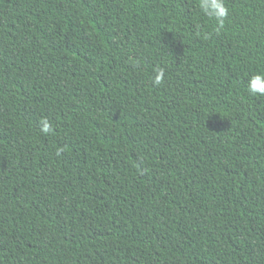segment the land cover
Here are the masks:
<instances>
[{"label":"trees","instance_id":"trees-1","mask_svg":"<svg viewBox=\"0 0 264 264\" xmlns=\"http://www.w3.org/2000/svg\"><path fill=\"white\" fill-rule=\"evenodd\" d=\"M224 2L0 0V264H264V0Z\"/></svg>","mask_w":264,"mask_h":264},{"label":"clouds","instance_id":"clouds-1","mask_svg":"<svg viewBox=\"0 0 264 264\" xmlns=\"http://www.w3.org/2000/svg\"><path fill=\"white\" fill-rule=\"evenodd\" d=\"M197 7L202 15L215 21L217 30L223 28L225 20L229 17V9L224 0H197ZM152 81L155 85L162 83L164 71L162 68L153 70ZM247 93L251 96H264V72L252 74L246 86ZM42 134H51L54 129L47 119L40 121Z\"/></svg>","mask_w":264,"mask_h":264}]
</instances>
